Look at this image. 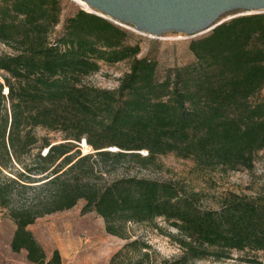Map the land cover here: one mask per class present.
Returning <instances> with one entry per match:
<instances>
[{
	"label": "trees",
	"instance_id": "trees-1",
	"mask_svg": "<svg viewBox=\"0 0 264 264\" xmlns=\"http://www.w3.org/2000/svg\"><path fill=\"white\" fill-rule=\"evenodd\" d=\"M66 1L0 0V214L15 223L12 251L62 264L28 226L82 201V213L126 240L108 264H151V245L131 239L129 227L160 228L158 219L176 229L181 249L163 264L232 250L262 263L264 186L205 208L178 183L140 171L161 168L169 153L205 168L253 166L264 150V12L192 38L194 60L159 78L157 62L100 15L80 8L55 33ZM124 60L116 88L86 80L101 63Z\"/></svg>",
	"mask_w": 264,
	"mask_h": 264
},
{
	"label": "rangeland",
	"instance_id": "rangeland-1",
	"mask_svg": "<svg viewBox=\"0 0 264 264\" xmlns=\"http://www.w3.org/2000/svg\"><path fill=\"white\" fill-rule=\"evenodd\" d=\"M80 8L85 9V6L75 0H67L63 5L60 22L54 29L55 33L62 29L64 19ZM238 13L246 12L231 11L224 17ZM108 20L126 32L125 43L139 44L138 56H147L157 62L159 78H163L171 68L192 62L194 55L189 50V42L202 35L166 32L155 36L134 30L130 25ZM128 68L129 60L113 64L101 63L100 69L87 76L86 80L99 87L116 88L119 78ZM88 150L83 145L82 152ZM159 162L161 168L144 169L140 174L178 183L205 208L219 207L223 199L231 194L255 196L264 186V150L255 154L251 168L234 170L218 166L199 167L191 159L171 153L160 156ZM82 205L83 202L79 201L70 209L39 217L28 229L41 243L47 256L54 249L59 251L62 264H108L111 255L126 240L108 233L102 217L94 212L82 213ZM158 225L160 228L150 224H134L129 227L131 239L138 237L151 245L155 252L152 254L151 264H163L165 260L175 258L181 252L172 237V234H176V229L163 219H158ZM14 229V221L9 216L0 214V264H31L26 260L25 250L14 252L10 247ZM258 257L262 263L247 261L243 252L232 250L228 257L217 258L211 255L185 264H264V254L259 253Z\"/></svg>",
	"mask_w": 264,
	"mask_h": 264
},
{
	"label": "water",
	"instance_id": "water-1",
	"mask_svg": "<svg viewBox=\"0 0 264 264\" xmlns=\"http://www.w3.org/2000/svg\"><path fill=\"white\" fill-rule=\"evenodd\" d=\"M90 12L149 35L197 36L242 14L264 12V0H75ZM242 11L232 16L225 14ZM85 145V140H82ZM116 150L117 147H110ZM47 151V148L44 150ZM146 152V151H145Z\"/></svg>",
	"mask_w": 264,
	"mask_h": 264
},
{
	"label": "bare ground",
	"instance_id": "bare-ground-1",
	"mask_svg": "<svg viewBox=\"0 0 264 264\" xmlns=\"http://www.w3.org/2000/svg\"><path fill=\"white\" fill-rule=\"evenodd\" d=\"M88 149V148H87Z\"/></svg>",
	"mask_w": 264,
	"mask_h": 264
}]
</instances>
